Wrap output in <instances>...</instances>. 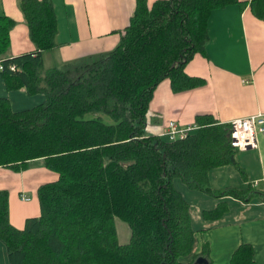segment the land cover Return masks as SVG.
Instances as JSON below:
<instances>
[{
    "label": "trees",
    "instance_id": "1",
    "mask_svg": "<svg viewBox=\"0 0 264 264\" xmlns=\"http://www.w3.org/2000/svg\"><path fill=\"white\" fill-rule=\"evenodd\" d=\"M232 2L238 0H135L113 48L48 66L43 52L60 43L52 1L18 0L34 48L10 56L15 19L0 11L6 88L45 96L20 110L0 96V166L21 170L39 158L58 174L38 186L40 212L21 228L9 221V191L0 189V238L11 264H193L183 259L194 242L190 205L174 178L215 196L264 200V189L252 185H209L213 166L233 162L241 170L231 157L228 123L197 115L199 127L173 140L147 131L149 101L161 80L168 78L173 91L203 82L184 66L203 51L211 11ZM248 4L264 20V0ZM226 210L221 200L202 216L217 219ZM115 217L129 226L125 242ZM207 252L205 244L201 254ZM253 255L243 241L229 264H255Z\"/></svg>",
    "mask_w": 264,
    "mask_h": 264
},
{
    "label": "crops",
    "instance_id": "2",
    "mask_svg": "<svg viewBox=\"0 0 264 264\" xmlns=\"http://www.w3.org/2000/svg\"><path fill=\"white\" fill-rule=\"evenodd\" d=\"M57 15V46L43 52L46 66L76 60L106 51L119 41L135 6V0H51ZM153 0H148L150 5ZM246 2L244 6L242 3ZM0 11L15 19L10 29L7 55L34 48L18 0H0ZM208 39L203 51H197L185 64L184 71L203 79L199 85L173 91L165 78L153 91L148 109L147 131L163 133L165 123L174 119L179 125L198 128L197 115H210L216 123H228L237 116L264 112V20L256 17L248 0H238L214 8L207 20ZM0 96L7 97L14 110L29 108L44 100L43 93L29 94L23 87L7 89L0 75ZM198 126V127H197ZM256 146L235 147L233 162L213 166L208 171L212 188L252 185L264 189V134L256 131ZM57 172L35 159L24 169L0 166V189L8 194L9 221L23 227L28 216L40 212L37 188L53 181ZM175 187L189 202L195 230L190 254L194 259L208 246V264H229L233 250L243 241L252 245L255 264H264V200L245 201L233 195L215 196L188 186L179 178ZM21 194L30 198L23 199ZM227 205L217 219H206L203 209L219 201ZM0 264H11L6 245L0 238Z\"/></svg>",
    "mask_w": 264,
    "mask_h": 264
},
{
    "label": "built area",
    "instance_id": "3",
    "mask_svg": "<svg viewBox=\"0 0 264 264\" xmlns=\"http://www.w3.org/2000/svg\"><path fill=\"white\" fill-rule=\"evenodd\" d=\"M10 69H15L14 64L9 65ZM0 69L2 64L0 63ZM229 124V138L232 146L238 149H245L246 147L256 146V131L264 134V112H257L247 116H237L230 121ZM193 126L179 125L174 119H169L165 123V129L163 133L173 140L176 138H183ZM198 127V126H197ZM23 199H29L30 197L24 194L20 195Z\"/></svg>",
    "mask_w": 264,
    "mask_h": 264
},
{
    "label": "rangeland",
    "instance_id": "4",
    "mask_svg": "<svg viewBox=\"0 0 264 264\" xmlns=\"http://www.w3.org/2000/svg\"><path fill=\"white\" fill-rule=\"evenodd\" d=\"M109 49H111V48H109ZM109 49H106V50H109ZM147 124H148V121H147ZM24 195H26V194H24ZM115 224H116V228H117V234H118L119 241H121V242L127 241L129 239V236H130V229H129L128 224L118 217H115Z\"/></svg>",
    "mask_w": 264,
    "mask_h": 264
},
{
    "label": "water",
    "instance_id": "5",
    "mask_svg": "<svg viewBox=\"0 0 264 264\" xmlns=\"http://www.w3.org/2000/svg\"><path fill=\"white\" fill-rule=\"evenodd\" d=\"M233 157V156H231ZM193 264H208V258L203 255H198L194 261Z\"/></svg>",
    "mask_w": 264,
    "mask_h": 264
}]
</instances>
